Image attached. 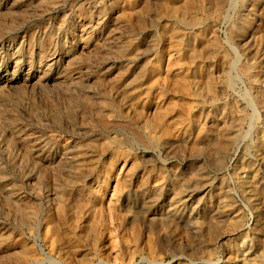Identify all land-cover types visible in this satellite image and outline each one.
<instances>
[{"label": "rangeland", "instance_id": "obj_1", "mask_svg": "<svg viewBox=\"0 0 264 264\" xmlns=\"http://www.w3.org/2000/svg\"><path fill=\"white\" fill-rule=\"evenodd\" d=\"M8 1L0 6V264H231L235 251L253 249L264 264L253 233L264 195L253 208L238 186L249 164L264 188V0L207 4L197 21L181 14L187 0H28V11ZM168 54L182 62L186 84L169 71ZM105 58L113 69H102ZM71 68L92 78L64 80ZM47 73L54 85L37 81ZM170 107L180 111L178 133L143 125ZM215 129L230 139L218 165L192 146L201 135L215 140ZM141 178L163 185L161 195L135 189ZM178 183L185 205L170 200ZM223 209L230 215L217 220ZM93 222L107 227L97 228L100 243ZM215 226L227 235L210 242Z\"/></svg>", "mask_w": 264, "mask_h": 264}, {"label": "bare ground", "instance_id": "obj_2", "mask_svg": "<svg viewBox=\"0 0 264 264\" xmlns=\"http://www.w3.org/2000/svg\"><path fill=\"white\" fill-rule=\"evenodd\" d=\"M6 1V2H5ZM20 2H22L24 5L25 4H27V3H29L30 1H28V0H19ZM172 0H170V2H171ZM198 1H203V4H201V5H196V2H198ZM11 2L12 1H8V0H0V6H2L3 5V8H8V5L9 4H11ZM55 2V1H54ZM220 2V0H187V2L185 3V6H184V8L182 9V12H181V14L182 15H184V14H188V16H186V18H189V20L190 21H197V19L195 18V16L193 15V13H196V12H198V11H200L201 10V13L202 14H206V16H207V14L208 13H206V12H208V9H206L205 7H206V5L208 4V5H216V4H218ZM53 4V3H52ZM177 4V3H176ZM33 5H35V4H27V5H25L24 6V8H22V9H26V10H24V11H28L29 9H31L30 7L31 6H33ZM90 6H93V7H96V6H98L99 4H98V1L97 0H94V1H91L90 2V4H89ZM59 8V4L57 3V4H55L54 5V8ZM170 7H172V5L170 6ZM198 7H201V8H198ZM217 9V8H216ZM171 10V9H170ZM13 11V10H12ZM31 11V10H30ZM212 11V10H211ZM3 13V12H2ZM7 13V12H6ZM13 13V12H12ZM61 14V13H60ZM58 15V14H57ZM64 15V14H63ZM200 15V14H199ZM203 16V15H202ZM57 17V24L59 25L60 23H63V19H61L59 16H56ZM55 17V18H56ZM200 18V17H199ZM82 22V21H81ZM75 23V22H74ZM70 24V23H69ZM73 24V23H72ZM85 24V23H84ZM79 26V25H78ZM66 27V26H65ZM72 27V26H71ZM74 27V26H73ZM75 28V27H74ZM44 29V28H43ZM78 30V29H77ZM44 32H46V29H44L43 30ZM93 31V30H92ZM51 32V31H50ZM182 31H180V30H178V36H179V34L181 33ZM83 33V32H82ZM52 35H53V33H52ZM97 35V34H96ZM102 36V35H101ZM54 39V38H53ZM189 39H190V37H189ZM103 40V39H102ZM245 41V40H244ZM93 42V41H92ZM53 43V42H52ZM202 44V43H201ZM80 45V44H79ZM84 46V45H83ZM85 46H87V45H85ZM119 46V45H118ZM90 47V46H89ZM92 47V46H91ZM90 47V48H91ZM202 47H204L205 49V53H208L209 52V48H210V44L208 43H206V46H202ZM211 47L213 48V49H217V47H216V45H214V44H211ZM176 49H177V51H178V53L180 52V49L178 48V47H175ZM87 49V48H86ZM114 49H115V47H114ZM175 49V50H176ZM182 49V48H181ZM89 50V49H88ZM117 50V49H116ZM174 50V51H175ZM87 51V50H86ZM114 51V50H113ZM117 53V52H116ZM120 53V52H119ZM204 53V54H205ZM52 54V53H51ZM103 54V53H102ZM248 55V54H247ZM246 55V56H247ZM106 56V55H105ZM61 57V56H60ZM68 57V56H67ZM110 57V56H109ZM115 57H117V56H115ZM195 57V55H194V53L193 52H190L189 54H188V56H187V59H190V60H192L193 58ZM65 58V57H64ZM54 59V58H53ZM106 59V58H105ZM117 59V58H116ZM119 59V58H118ZM165 59V58H164ZM60 60V59H59ZM167 65H168V69H169V71H171L172 73H175L182 81H183V83L184 84H186V82H188L187 80H186V77H187V73H186V70H185V68H184V66L182 65V62L180 61V59H172L171 58V56L168 54L167 55ZM165 60V61H166ZM55 61V60H54ZM114 61V60H113ZM113 61H111V60H109V59H106V61H104V63H103V65H101V67H103L102 69L104 70V71H109V70H111V69H113L115 66L113 65ZM49 62V61H48ZM66 62V61H65ZM68 62V61H67ZM116 62V61H115ZM21 63H22V65H27L28 64V60H26V59H23L22 61H21ZM20 63V64H21ZM57 63H59V62H57ZM55 64V63H54ZM251 64V63H250ZM261 64V63H260ZM57 65V64H56ZM63 65V64H62ZM166 65V64H165ZM164 65V66H165ZM258 65V64H257ZM50 66V65H49ZM51 66H53V65H51ZM33 67V66H32ZM35 67V66H34ZM33 67V68H34ZM41 67V66H40ZM59 67H62V66H59ZM58 67V68H59ZM43 68V67H42ZM85 68V67H84ZM44 70V69H43ZM54 70H56V69H54ZM80 70V69H79ZM82 70V69H81ZM91 71V70H90ZM33 72H34V70H33ZM164 72V71H163ZM89 73V72H88ZM38 74V73H37ZM87 74V71L85 70V71H76V70H74L73 68H71V69H69L62 77H63V79L64 80H66V81H69V82H72L73 81V79L75 78H79V80H77V83L78 82H81V83H85V79H90V77H91V75H88V76H86V77H84L85 75ZM165 74V73H164ZM166 75V74H165ZM169 75H167V77H168ZM61 77V78H62ZM84 77V78H83ZM32 78H34V77H32ZM92 78V77H91ZM94 78V77H93ZM172 78V77H171ZM42 81V82H44V83H49V82H51L52 80H54V77H53V74L52 73H47V74H44L42 77H40V78H37V81ZM92 81V80H91ZM178 81H179V79H178ZM75 83H76V81H75ZM75 83H74V85H75ZM87 83V82H86ZM51 84H53L52 82H51ZM38 85V84H37ZM54 85V84H53ZM69 85V84H68ZM71 85V84H70ZM72 86V85H71ZM95 86V85H94ZM187 86V85H186ZM186 86L184 87L185 88V90H187L186 89ZM53 87V86H52ZM69 87V86H68ZM183 87V86H182ZM55 88V87H54ZM92 88V87H91ZM183 88V89H184ZM188 88V87H187ZM74 89V88H73ZM72 90V89H71ZM99 90V89H98ZM188 91V90H187ZM86 92V91H85ZM88 92V91H87ZM257 93V92H256ZM262 98V97H261ZM165 107V106H164ZM169 108V107H168ZM171 108V107H170ZM174 107H172L171 109H167V110H162L161 112L160 111H157V113H153V117H151V118H149L148 120H146V121H144V123H143V125L145 126V127H147L148 129H150L152 132L151 133H156V130H158L159 128H164V129H161V131H162V133H163V135L165 134H171V133H178V125L181 123V122H179V124H178V116L180 115V113L178 114V112H180V111H178V108H174ZM161 109V108H160ZM159 109V110H160ZM162 109H164L163 107H162ZM180 118V117H179ZM181 119H183V117H181ZM186 120V119H185ZM184 120V121H185ZM187 123V122H186ZM169 124L170 125H172L174 128H175V130L174 129H172L171 127H169ZM167 125H168V127H167ZM180 125H183L182 123L180 124ZM179 127H182V126H179ZM182 128H184L185 129V127H182ZM174 130V131H173ZM210 130V129H209ZM216 130V129H215ZM212 131V130H211ZM229 131H220V130H216L215 131V140H213V141H211L210 143L208 142V140H207V138H206V136L205 135H201V136H199L198 137V140H196L197 141V143H195V144H192V146H193V149L195 150V151H199V152H202L203 153V151H205V150H208L209 149V153H210V156H209V161H210V163H212V164H215L216 163V165H218V164H220V160L222 159V156L224 155V153H225V151H226V149L228 148V146L230 145V139H227L228 137H227V134H229L228 133ZM260 142H259V146H260V150H259V153H258V155H261L262 157H264V129H261L260 131ZM158 133H159V131H158ZM155 135V134H154ZM164 135V136H165ZM156 136V135H155ZM151 137H153V136H151ZM158 137V136H157ZM156 138V137H155ZM230 138V137H229ZM208 153V152H207ZM91 156V155H90ZM125 156V155H124ZM67 157V155L65 156V158ZM89 158V157H88ZM124 160V163L126 162V164H127V166L125 165L124 166V163H123V166H124V168H122L123 169V171L125 172V174L127 175L128 173H129V171H130V169H131V165H130V159H128V158H125V159H123ZM132 163H134V162H132ZM131 163V164H132ZM126 167H127V169H126ZM247 167V171L250 173V176L248 177L247 175L246 176H242V177H240L239 179H238V186H239V189H240V191H241V193H242V195L243 196H245V198H248L250 201H251V203H252V205H253V208L254 207H256V206H258V196L259 195H264V188L261 186V184H260V182L258 181V180H256V169L254 168V167H252V165H247L246 166ZM109 168V173L110 174H112L113 173V165H111L110 167H108ZM119 171V170H118ZM122 171V170H121ZM116 173H118V172H116ZM119 174V173H118ZM113 176V175H112ZM128 176V175H127ZM194 178H195V184L198 186V185H201L202 184V182L201 181H203V179H204V177L203 176H201V174H200V172H198V173H194L193 175H192ZM126 177V176H125ZM152 176H150V177H148V178H151ZM144 178V177H143ZM114 179V178H113ZM137 180V179H136ZM150 180V179H149ZM134 181V180H133ZM209 182V181H208ZM209 184V183H208ZM107 185V184H106ZM143 185H150V187L154 190V195H157V196H154L153 198H157L158 197V195L160 194V193H162L161 191L163 190V185H161V184H156V183H150V181L149 182H145V179H143L142 180V178L141 179H139L138 181H137V184L136 185H134L135 187V189H140V188H142L143 187ZM178 185V186H177ZM176 186V189L174 190V192L172 193V195L170 196L171 198H170V200L172 201V199H173V201L174 202H178L177 204L179 205V204H182V205H185L186 204V201L187 200H185V198H184V192H185V189H184V186H182V184L181 183H178V184H176L175 185ZM186 187V186H185ZM151 188H150V190H151ZM107 189L108 188H105V191L103 192V195H106L107 194ZM122 189L124 190L125 188L124 187H122ZM167 190V189H166ZM121 191V190H120ZM125 191V190H124ZM111 193V192H110ZM171 193V192H170ZM187 193V192H186ZM124 194V193H123ZM9 195L10 196H12V194L11 193H9ZM161 195V194H160ZM168 196H169V194H168ZM221 197V200L222 199H224V197H226L225 195H220ZM167 198V197H166ZM109 199V198H108ZM160 199V198H159ZM262 199V198H261ZM104 200V196L103 197H101L100 198V203L102 202ZM148 200V199H147ZM108 201V200H107ZM150 203V202H149ZM114 204V203H113ZM112 204V206H114ZM103 205V204H102ZM261 205H263V203L261 204ZM106 206V205H105ZM151 206V205H150ZM172 206V205H171ZM181 206V205H180ZM152 207V206H151ZM174 207V206H173ZM263 207V206H262ZM101 208H103V207H101ZM177 208V207H176ZM180 208V207H179ZM112 209H114V207L112 208ZM263 209V208H262ZM99 210V209H98ZM97 210V211H98ZM101 210V209H100ZM99 210V211H100ZM108 210H109V208H108ZM161 210V209H160ZM224 210V209H223ZM99 213H101V211L99 212ZM168 213V212H167ZM97 214V212L95 213V215ZM258 214V213H257ZM101 215V214H100ZM105 215V214H104ZM175 215V214H174ZM223 215H224V218H228V216L230 215V211L228 212V211H221V213H219L217 216H216V219L217 220H219V218L221 217H223ZM97 216V215H96ZM101 217V216H100ZM174 217V216H173ZM172 217V218H173ZM178 217V216H177ZM96 219V218H95ZM99 219V218H98ZM263 219V218H262ZM229 220H230V218H229ZM232 221H235V222H239V220H240V217L239 216H234L232 219H231ZM96 221V220H95ZM98 221V220H97ZM104 222V221H103ZM106 222H107V219H106ZM94 223V222H93ZM97 223V222H96ZM99 223H100V221H99ZM98 223V224H99ZM108 223V222H107ZM95 224V223H94ZM101 225L102 224H100V226L99 225H91V227H92V230H94V234H93V237L95 238H93L94 240H96V241H99V243H100V241H101V239L104 237L103 236V232L104 231H102L100 234L98 233L97 234V228L98 227H101ZM103 226H105V224L103 225ZM102 226V227H103ZM101 227V228H102ZM105 227H103V229H104ZM215 228H217V226H215L214 228H211V230H212V233H211V236H210V242L215 238V237H218L217 238V242L218 241H220L221 240V238H223L225 235H227V234H222L221 233V231L220 230H218L217 231V229H215ZM105 229H107V227L105 228ZM104 229V230H105ZM99 230V229H98ZM220 231V232H219ZM221 233V234H220ZM253 233H254V236L256 237V240L258 241H260V243H261V245L264 247V220H262V221H258L255 225H254V227H253ZM105 234V233H104ZM103 242V241H102ZM54 245V244H53ZM113 246V245H112ZM262 246H261V248H262ZM102 247V246H101ZM256 248V247H255ZM81 249V248H80ZM110 249V248H109ZM112 250V249H111ZM252 250V249H251ZM258 250V249H257ZM257 250H252L249 254H245V255H243V256H241V255H238L237 253H236V251H235V260H233L232 262H231V264H258V262H259V254H260V252H258ZM259 250H261V249H259ZM234 251V250H233ZM114 251H112V253H113ZM106 253V252H105ZM103 254V253H102ZM111 254V253H110ZM114 254H115V252H114ZM232 254V253H231ZM118 255V254H117ZM106 256V255H105ZM217 256V255H216ZM230 263V262H229Z\"/></svg>", "mask_w": 264, "mask_h": 264}]
</instances>
